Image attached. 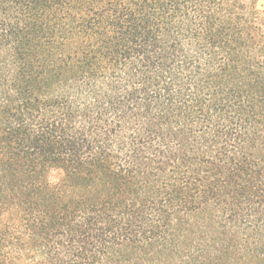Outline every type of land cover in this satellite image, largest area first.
<instances>
[{
  "label": "trees",
  "instance_id": "trees-1",
  "mask_svg": "<svg viewBox=\"0 0 264 264\" xmlns=\"http://www.w3.org/2000/svg\"><path fill=\"white\" fill-rule=\"evenodd\" d=\"M258 2L0 0V264H264Z\"/></svg>",
  "mask_w": 264,
  "mask_h": 264
},
{
  "label": "rangeland",
  "instance_id": "rangeland-1",
  "mask_svg": "<svg viewBox=\"0 0 264 264\" xmlns=\"http://www.w3.org/2000/svg\"><path fill=\"white\" fill-rule=\"evenodd\" d=\"M258 6L260 9H263L264 10V0H259L258 2ZM59 177V174L58 173H54L53 174V179H57Z\"/></svg>",
  "mask_w": 264,
  "mask_h": 264
}]
</instances>
